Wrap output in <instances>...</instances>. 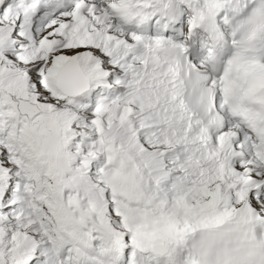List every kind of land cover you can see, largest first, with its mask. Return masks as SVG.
<instances>
[{"label": "snow or ice", "instance_id": "obj_1", "mask_svg": "<svg viewBox=\"0 0 264 264\" xmlns=\"http://www.w3.org/2000/svg\"><path fill=\"white\" fill-rule=\"evenodd\" d=\"M0 264H264V0H0Z\"/></svg>", "mask_w": 264, "mask_h": 264}]
</instances>
